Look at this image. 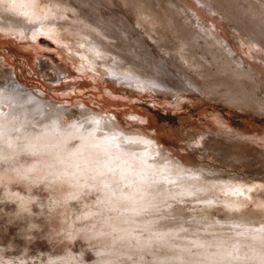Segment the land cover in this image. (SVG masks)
<instances>
[{
    "label": "rangeland",
    "instance_id": "1",
    "mask_svg": "<svg viewBox=\"0 0 264 264\" xmlns=\"http://www.w3.org/2000/svg\"><path fill=\"white\" fill-rule=\"evenodd\" d=\"M44 1L69 41L62 44L45 34L19 37L0 28V90L14 91L16 80L63 107L64 119L77 118L81 109L115 119L122 133L155 138L165 158L195 171L205 183L238 184L254 193V201L245 202L250 212L257 209L255 202L264 203V0ZM141 7L157 14L159 22L146 23ZM9 15L8 3H1L0 22ZM189 43H194L191 56L183 52ZM84 48L97 70L88 67ZM120 65L149 77L156 88L116 79L110 70ZM175 197L154 204L152 211L159 214L151 217L179 212L183 227L198 224V232L206 233L236 225L223 199ZM203 210L220 224L201 226L197 216ZM251 216L253 228L264 225L263 218ZM112 217L113 212L96 221L86 218L79 226L82 240L53 246L39 238L26 244L18 236L22 225L9 227L0 220V244H14L16 250L6 256L19 257L20 264H164L169 259L163 249L140 252L135 239L113 230ZM225 219L232 221L230 227ZM25 248L27 259L21 256Z\"/></svg>",
    "mask_w": 264,
    "mask_h": 264
},
{
    "label": "bare ground",
    "instance_id": "2",
    "mask_svg": "<svg viewBox=\"0 0 264 264\" xmlns=\"http://www.w3.org/2000/svg\"><path fill=\"white\" fill-rule=\"evenodd\" d=\"M1 3H8L10 17H8L6 22L4 21L6 24L0 22V28L4 27L10 31L9 33L19 37H24L26 35L25 33H28L32 39H37L39 34H45L58 40L62 44H67L69 41L65 33L56 25L57 18L55 11L50 8L47 1L0 0ZM138 5L140 7L144 4L140 2ZM140 10L139 16L146 23L149 21L153 22L154 20L157 22V14L154 15L155 13L150 9L141 7ZM189 45L188 49H184L183 52H187L191 56L193 53L190 52L193 51L194 43H189ZM81 50L87 61L89 60V63H91L88 67L97 70V65L95 66L93 64L94 62H92L88 51L86 52L85 48ZM182 58L185 61L189 60L186 56H182ZM120 61L119 64L122 63ZM189 63H191V60H189ZM122 66H118L119 68L114 70L109 69L110 73L116 79L123 80L126 84H134L139 87L156 88L155 85L157 84L153 80L148 81L149 77L146 78L141 74H136L137 72H134L136 69L133 70L131 67ZM12 86L14 91L0 90V122L11 120L15 123L17 127L13 130L18 136L23 133L26 127L39 128L46 126L50 122L55 123L64 120L63 117L67 113L66 110L63 107L57 108L58 106L48 100L47 96H39L30 90L28 92L25 88L26 86H21L16 80H13ZM101 116L99 114L97 116V114H93L89 110L81 109L79 116L72 120L74 122L79 121L83 125L94 128L110 142L112 154L116 157L117 163L120 165L122 171L118 170L115 175L104 177V180L110 185L109 191L113 194L116 193L117 196L120 193L128 192L130 189L125 187L126 184H131L139 190L137 193L138 202L134 206H131L134 208L133 210L124 211L129 206L121 204L119 209L113 212V217L110 220V225H112L113 230H117L118 235L125 240L131 241L135 239L137 241V245H135L137 247L136 249H139L140 252L152 253L153 255L158 250H165L164 253L168 254L166 255L169 259H163L164 264H185L186 262L191 264H246L245 256L248 252L249 245L253 243L249 239V233L264 234V225L258 226L259 229L252 227L256 219L254 216L250 217V214L253 212V215L255 214L257 219L263 218V220L261 219L263 222L264 203L260 204L255 202L257 209L255 212H250L248 208H245V202L254 201V193L243 190L242 186L238 184L205 183L200 176L195 175V171L193 173L190 169L181 167L176 161L174 162L171 159L165 158L164 151L155 145V142H157L155 138L150 139L140 135L131 136L122 133L115 119H108L105 116ZM176 194L190 199H196L197 202L198 200H202L203 202L211 200L213 202L215 198L219 200L223 199L221 203L225 204V207L228 206L230 208L231 206L233 209L229 213H226V215L236 219V222L233 220L234 225L236 224L235 227L230 229L231 231L226 229L227 232L223 228H218V231L214 227V233H212L213 231L210 232V228L208 227L209 233L202 230L200 232L202 231L203 233H200L198 232L200 227L198 224L191 228L183 227L180 224L182 222L179 223V220H177V214L179 212L174 214V211L171 214L162 213L159 216H155L158 212L156 214L153 213L152 206L166 197L172 199ZM221 194L225 197L221 198ZM181 199L184 200L183 197ZM178 201H181L180 198ZM108 203L111 204L112 201L109 200ZM115 203L119 202L115 201ZM113 207L115 208L116 205H113ZM240 209L245 210L242 212ZM257 210L258 212H256ZM150 213L155 215L151 217ZM197 217L198 223L201 226H203L202 224H208L210 226L211 223L215 222L217 227L220 224L216 223V220L213 222L211 214L205 210L199 213ZM231 222L226 223L229 226ZM234 225L232 224V226ZM203 228L205 229V226Z\"/></svg>",
    "mask_w": 264,
    "mask_h": 264
},
{
    "label": "clouds",
    "instance_id": "3",
    "mask_svg": "<svg viewBox=\"0 0 264 264\" xmlns=\"http://www.w3.org/2000/svg\"><path fill=\"white\" fill-rule=\"evenodd\" d=\"M16 127L0 122V220L22 225L18 236L26 244L39 238L74 245L86 218L96 221L121 204L129 206L124 211L134 209L137 188L126 184L130 191L118 196L109 191L104 177L121 169L110 142L94 128L64 119L26 127L18 136ZM249 239L246 264H264V234L250 232ZM15 250L12 243L0 244V264H20L19 257L6 256ZM27 255L25 248L21 256Z\"/></svg>",
    "mask_w": 264,
    "mask_h": 264
},
{
    "label": "snow or ice",
    "instance_id": "4",
    "mask_svg": "<svg viewBox=\"0 0 264 264\" xmlns=\"http://www.w3.org/2000/svg\"><path fill=\"white\" fill-rule=\"evenodd\" d=\"M22 102V101H21Z\"/></svg>",
    "mask_w": 264,
    "mask_h": 264
}]
</instances>
